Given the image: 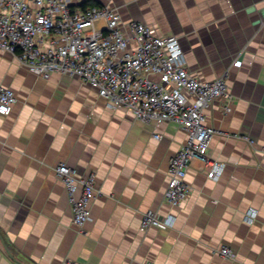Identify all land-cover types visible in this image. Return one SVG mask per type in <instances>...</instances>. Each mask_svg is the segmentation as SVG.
Here are the masks:
<instances>
[{
    "label": "crops",
    "instance_id": "obj_1",
    "mask_svg": "<svg viewBox=\"0 0 264 264\" xmlns=\"http://www.w3.org/2000/svg\"><path fill=\"white\" fill-rule=\"evenodd\" d=\"M92 1L115 7L124 24L142 20L178 36L199 79L226 75L231 110L204 111L218 130L208 157L224 167L213 179L192 160L188 196L169 204V161L187 136L180 123H143L79 77L44 79L0 49V84L17 97L0 115V264H264V0ZM59 162L95 175L82 228ZM148 209L175 215L173 226L142 230Z\"/></svg>",
    "mask_w": 264,
    "mask_h": 264
},
{
    "label": "built area",
    "instance_id": "obj_2",
    "mask_svg": "<svg viewBox=\"0 0 264 264\" xmlns=\"http://www.w3.org/2000/svg\"><path fill=\"white\" fill-rule=\"evenodd\" d=\"M79 4L77 0H0V49L44 79L54 72L79 77L107 102L125 107L143 123H180L187 136L170 158L164 193L169 204L178 205L190 190L185 176L192 160H201L208 168L207 177L213 179L224 167L208 157L218 130L206 123L204 111L212 105L224 113L231 110L234 97L226 75L203 81L188 69L178 36L159 34L142 20L124 24L117 9L108 4ZM99 20L102 26L96 24ZM16 100L12 88L0 84V115L10 113ZM54 171L68 194L72 222L82 228L92 217L95 175L81 174L65 162L57 163ZM255 216L256 210L248 209L246 219ZM174 221L172 213L159 215L148 209L141 229L167 228ZM220 253L233 254L226 245Z\"/></svg>",
    "mask_w": 264,
    "mask_h": 264
},
{
    "label": "trees",
    "instance_id": "obj_3",
    "mask_svg": "<svg viewBox=\"0 0 264 264\" xmlns=\"http://www.w3.org/2000/svg\"><path fill=\"white\" fill-rule=\"evenodd\" d=\"M90 3H94V5H96V2H94V1H92V0H86V1H84V2H82L81 4H80V6L81 7H86L88 4H90Z\"/></svg>",
    "mask_w": 264,
    "mask_h": 264
},
{
    "label": "water",
    "instance_id": "obj_4",
    "mask_svg": "<svg viewBox=\"0 0 264 264\" xmlns=\"http://www.w3.org/2000/svg\"><path fill=\"white\" fill-rule=\"evenodd\" d=\"M9 253V252H8ZM9 255H11L10 253H9Z\"/></svg>",
    "mask_w": 264,
    "mask_h": 264
}]
</instances>
